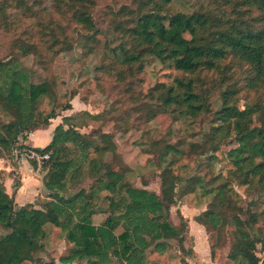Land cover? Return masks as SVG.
Instances as JSON below:
<instances>
[{
	"label": "trees",
	"instance_id": "obj_1",
	"mask_svg": "<svg viewBox=\"0 0 264 264\" xmlns=\"http://www.w3.org/2000/svg\"><path fill=\"white\" fill-rule=\"evenodd\" d=\"M213 2L186 13L173 11L172 0L115 1L101 12L99 0H0L4 27L10 23L8 9L14 7L36 19L39 38L35 46L12 41L16 54L0 62V107L13 116L8 123H0V157L3 150L12 153L16 147L50 155L42 164L47 197L41 202L19 206L16 197L21 181L15 178L8 193L0 179V226L10 231L0 236V264H58L54 259L42 263L36 257L46 248L48 226L60 229L59 235L73 244L70 253L60 257L62 264H150L149 255L165 254L171 240L184 246L189 226L180 211L182 222L174 225L170 210L198 187L203 196H212L208 209L196 216L209 233L219 235L210 243L212 258L227 233L229 264H264L257 251L258 244L264 250V0ZM100 21L121 40L113 56L103 58L97 69L100 75L111 77L125 96L135 97L134 108L147 107L146 121L167 112L196 120L209 114L212 130L205 142L213 154L208 158L213 164L224 160L223 169L231 164L225 182L208 188L205 178L197 174L183 185L171 161L160 174L161 193H157L134 185L126 173L112 168L102 171L92 151H117L115 132H128L135 125L127 112L114 131L91 133L93 142L65 116L47 145L26 144L34 130L73 108L70 101L55 100L47 112L38 101L45 95L56 96L54 56L60 49H70L81 35L93 39L101 31ZM72 24L82 29L79 34L71 32ZM91 51L88 46L87 52ZM30 54L37 56L47 72L42 82H33L19 65L20 57ZM148 57L167 64L177 75L159 83L156 91L143 93L138 85ZM251 94L252 101H247ZM216 95L222 100L219 110L212 107ZM87 114L94 119L103 116ZM226 141L233 144L224 149ZM166 148L165 155L175 149L169 144ZM86 167L93 178L89 189L68 194L82 182ZM234 181L238 188L244 187L245 194L254 196L246 210ZM101 201L106 205H100ZM100 213L106 218L96 224L94 218ZM259 222L263 229L257 227Z\"/></svg>",
	"mask_w": 264,
	"mask_h": 264
},
{
	"label": "rangeland",
	"instance_id": "obj_2",
	"mask_svg": "<svg viewBox=\"0 0 264 264\" xmlns=\"http://www.w3.org/2000/svg\"><path fill=\"white\" fill-rule=\"evenodd\" d=\"M115 1L122 3L130 0H99V12L105 8L106 4H112ZM212 3H214L213 0H172L171 8L175 12L192 13L194 10L202 6H210ZM252 12L257 16V9L253 8ZM8 18L10 22L8 27H4L0 20V62H8L16 54L12 47V41H19L30 46L39 44V38L35 34L36 19L34 17L25 16L19 9L11 7L8 9ZM81 30L75 24L71 25L72 33L79 34ZM100 30V33L93 39H84L81 35L80 40L70 49H63V51L60 49L54 56L52 69L57 78V93L56 96L51 94L42 96L38 101V106L48 112L51 111L56 100L61 104L70 101L73 108L61 111L58 117L51 120L50 125L43 126L44 128L37 129V131L34 130L32 133L35 132V134L29 136L26 144L43 146L46 142L49 143L55 127L63 122L65 116H69L70 123L74 124L82 133L87 134V138L93 142V139L89 137L91 133L114 131L127 112L135 125L128 132H115L114 140L117 144V151L103 153L92 151L91 156L102 165V171L110 168L121 171L128 174L134 185L146 186L157 193H161L160 174L171 161L183 185L186 184V180L197 174L205 178L207 181L205 186L208 188L225 182L226 175L229 174L226 169H230L231 164L227 163L226 169H223L224 160L213 164L208 158L213 154L209 149V144L205 142L207 134L212 130L211 116L203 115L196 120L185 115L177 116V114L167 112L160 113L152 120L146 121L147 107L134 108L136 106L135 97L125 96L119 88L114 87V80L111 77L100 75L97 70L102 65L103 58L113 56V50L121 42L108 24H102L100 21ZM88 46H91V52H87ZM19 61L21 63L19 65L29 72L33 82H42L46 78L47 72L39 64L36 55L22 56ZM232 61L231 58L226 60V63ZM175 75L177 72L167 64L156 58L148 57L144 72L140 75L142 81L139 82L138 91L154 92L159 83H168ZM72 92H76L73 97H71ZM252 98L251 94L246 97V100L252 101ZM221 104L222 100L219 95L212 98L213 110H219ZM112 105L114 108L107 113ZM87 113L104 114L100 119H94ZM11 120H13V116L0 107V123H8ZM167 144L174 146L175 149L169 150L165 155ZM195 144L198 146H195L193 151L192 145ZM232 144L233 141H226L223 148ZM3 152L4 156L0 157V161L2 160L4 166L0 173V179L5 181L11 177L14 183L15 178L20 181L24 178L23 181H25L26 176H30L32 182L37 185V189L31 197L28 195L23 198V201L41 202V200H45L47 191L43 185L45 172L42 167L39 170V166L30 161L31 166L34 163L32 170L28 164L22 165L16 160L14 150L12 153L5 150ZM218 155L224 158L220 152ZM22 166L23 168H21ZM92 182L93 178L89 175V167H86L82 182L72 188L68 194L75 193L83 187L89 189ZM233 184L235 189L241 193V205L246 210L254 196L245 194L244 187L238 188L237 182L234 181ZM181 188L182 185H179L178 194H181ZM211 199V195L203 196L201 188L198 187L196 193L183 196L171 207L170 219L173 224L176 226L181 224L180 211L189 226L184 246L182 247L177 240H171L170 249L165 254L149 255L150 264H229L227 256L231 247L230 236L227 233L223 235L225 241L218 242L216 256L212 258L210 243L219 235L209 233L203 225L196 221V216L208 209ZM100 205H106V202L101 201ZM242 216L245 218L247 215ZM105 218V213H100L95 216L94 222L100 223ZM257 227L263 229L262 222H259ZM121 231V227L116 230L117 233ZM47 232L46 248L37 253L36 257L42 263L54 259L58 264H62L60 257L69 254L73 244L63 235H59L60 229L48 226ZM257 251L258 255L264 258L261 244H258ZM73 264H85V262L76 261Z\"/></svg>",
	"mask_w": 264,
	"mask_h": 264
},
{
	"label": "crops",
	"instance_id": "obj_3",
	"mask_svg": "<svg viewBox=\"0 0 264 264\" xmlns=\"http://www.w3.org/2000/svg\"><path fill=\"white\" fill-rule=\"evenodd\" d=\"M34 134H35V132L32 133L30 136H32ZM50 140H51V138H50ZM47 144H48V142H46L45 145H47ZM45 145H43V146H45ZM40 147H42V146H40ZM3 166H4V164H3L2 160H1L0 161V172L3 169ZM21 168H23V166ZM27 177H29V178H27ZM23 179L21 180V186L19 188V192H18V195L16 197V200H17L19 206L25 205V204L30 203V202H33V201L27 202L25 200L23 201V198H25L28 195L31 197L33 195L34 191L37 189V185H35L32 182V180L30 179V176H26L25 181H23ZM4 183H5V186H6V189H7L8 193H11L12 190H13V179L11 177H8L4 181ZM24 202H27V203H24ZM21 203H24V204H21ZM9 232H10L9 230H6V229H4L3 227L0 226V236L5 235V234H7Z\"/></svg>",
	"mask_w": 264,
	"mask_h": 264
},
{
	"label": "built area",
	"instance_id": "obj_4",
	"mask_svg": "<svg viewBox=\"0 0 264 264\" xmlns=\"http://www.w3.org/2000/svg\"><path fill=\"white\" fill-rule=\"evenodd\" d=\"M14 156L19 163H21L22 165L28 164L32 170V167H34V163L33 166H31L30 161L35 162V164L39 166L38 168L40 170L43 162L50 158L49 153H41L31 148L21 149L18 147L14 149Z\"/></svg>",
	"mask_w": 264,
	"mask_h": 264
}]
</instances>
